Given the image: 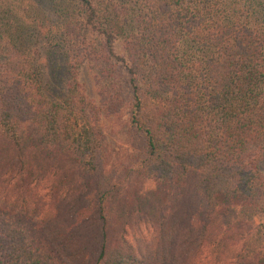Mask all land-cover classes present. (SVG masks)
I'll list each match as a JSON object with an SVG mask.
<instances>
[{
  "label": "trees",
  "instance_id": "trees-1",
  "mask_svg": "<svg viewBox=\"0 0 264 264\" xmlns=\"http://www.w3.org/2000/svg\"><path fill=\"white\" fill-rule=\"evenodd\" d=\"M179 256L264 264V0H0V264Z\"/></svg>",
  "mask_w": 264,
  "mask_h": 264
},
{
  "label": "rangeland",
  "instance_id": "rangeland-1",
  "mask_svg": "<svg viewBox=\"0 0 264 264\" xmlns=\"http://www.w3.org/2000/svg\"><path fill=\"white\" fill-rule=\"evenodd\" d=\"M77 76L89 97L98 101L99 89L102 85H100L101 82L96 77L92 68L89 66L79 67ZM121 124V121H117V123L114 124V127L108 124V126H110L108 131L112 129L109 132V141L106 149L108 154L106 160L109 162V166H114L120 162L122 163L126 161L127 155L129 154L128 151L131 141L126 130L121 128ZM147 185H149V182H147ZM182 258V256H179V264H181Z\"/></svg>",
  "mask_w": 264,
  "mask_h": 264
}]
</instances>
